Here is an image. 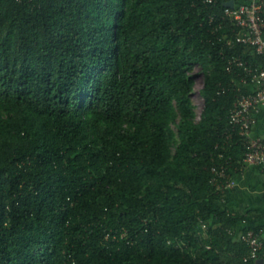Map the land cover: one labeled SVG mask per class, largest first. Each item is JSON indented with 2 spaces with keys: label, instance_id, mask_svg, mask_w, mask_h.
Here are the masks:
<instances>
[{
  "label": "trees",
  "instance_id": "trees-1",
  "mask_svg": "<svg viewBox=\"0 0 264 264\" xmlns=\"http://www.w3.org/2000/svg\"><path fill=\"white\" fill-rule=\"evenodd\" d=\"M225 1L0 0V264H264L211 182L244 165L228 61L264 66Z\"/></svg>",
  "mask_w": 264,
  "mask_h": 264
},
{
  "label": "built area",
  "instance_id": "built-area-1",
  "mask_svg": "<svg viewBox=\"0 0 264 264\" xmlns=\"http://www.w3.org/2000/svg\"><path fill=\"white\" fill-rule=\"evenodd\" d=\"M203 3L216 4L219 0H200ZM221 14V23L228 19L235 26V36L229 39V43L248 44L264 57V0H226ZM215 15L211 16V19ZM243 67L248 77H243L242 83L249 87V91L241 93L230 114V123L233 125V133H238L244 142L245 153L243 164L264 165V138L256 137L252 133L256 122L255 113L264 106V66L248 63L239 56H232L228 61L227 69L234 66ZM197 82V81H196ZM204 83L198 89L202 90ZM196 87V85H195ZM195 90V89H194ZM193 93V97H194ZM224 157V154L220 153ZM231 157L213 165L211 182L217 189L225 192L235 186L231 173ZM242 240L249 245V258H259L264 252V231L257 232L250 228L239 232Z\"/></svg>",
  "mask_w": 264,
  "mask_h": 264
},
{
  "label": "crops",
  "instance_id": "crops-1",
  "mask_svg": "<svg viewBox=\"0 0 264 264\" xmlns=\"http://www.w3.org/2000/svg\"><path fill=\"white\" fill-rule=\"evenodd\" d=\"M256 122L252 133L256 137L264 138V106L256 113ZM235 186L228 194V206L234 213L242 214L248 209L264 211V165H243L240 172L231 171ZM264 223V220L263 222ZM259 261L262 263L264 258Z\"/></svg>",
  "mask_w": 264,
  "mask_h": 264
},
{
  "label": "rangeland",
  "instance_id": "rangeland-1",
  "mask_svg": "<svg viewBox=\"0 0 264 264\" xmlns=\"http://www.w3.org/2000/svg\"><path fill=\"white\" fill-rule=\"evenodd\" d=\"M196 73H199L197 76V82H196V87L194 90V97H193V103L195 105V113H196V119H200L202 116V112L204 109V97L202 95V92L198 87L201 86L202 83H204V75L200 72V67L196 68L195 70Z\"/></svg>",
  "mask_w": 264,
  "mask_h": 264
}]
</instances>
